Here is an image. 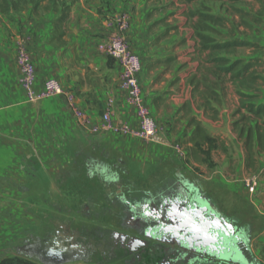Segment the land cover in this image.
<instances>
[{
  "label": "crops",
  "instance_id": "0c3cea01",
  "mask_svg": "<svg viewBox=\"0 0 264 264\" xmlns=\"http://www.w3.org/2000/svg\"><path fill=\"white\" fill-rule=\"evenodd\" d=\"M35 1L39 2L35 9L34 3L28 0L19 12L0 11V261L18 255L21 242L33 236V229L48 233L46 228L51 227L54 212L55 217L62 218L63 212L68 210L63 204L70 203L62 194L64 190L77 194L79 169L84 170L88 179L97 182V177H91L87 168L89 159L104 164L108 160L112 164L110 168L117 170L119 177L126 178L133 172L131 164H136L143 176L160 161L166 163L173 152H177V146L181 145L178 142L185 141L192 131L188 126L191 118L183 123L180 116L182 98L187 99L190 88L186 84L187 75L166 71L163 61L166 55L169 59L182 55L178 46L175 52L166 54L152 44V40L159 37L148 35L150 24L141 7L146 5L143 3L146 0H61L66 4L74 1L63 43L53 39V23L62 5L51 10L45 2L57 0ZM120 12L127 13L130 20L123 38L143 64L139 83L162 143H147L110 132L90 133L92 126L101 124L104 114H109L116 123L131 126L137 123L133 110L127 105L126 94L119 88L120 67L116 62L108 63L103 55V42L117 33L110 21ZM20 50L27 52L34 65L36 90L45 80L55 79L61 84L63 95L36 104L26 102L15 65ZM76 110L83 114L82 118L76 116ZM239 151L244 164V152ZM259 152L258 158L255 157L256 166L260 164ZM96 153L101 159L95 160ZM111 154L118 158H110ZM76 160L84 161L83 166L79 164V168L73 170L71 166ZM119 184L129 188L131 185L127 180ZM164 185L170 187L166 180ZM110 186L104 187L110 189ZM197 190L201 193L199 188ZM203 196L220 218L214 220L216 228L223 231L235 228L241 233L243 244L239 246V254L244 263L240 264H264V220H259L260 232L249 241L244 227L236 226ZM257 201L260 207L264 205V192L258 194ZM96 207V204L86 203L80 214L89 217L92 209L96 215ZM113 213L102 216L109 218ZM210 224L213 226V220ZM234 234L228 232L226 237ZM255 243L259 246L253 249ZM204 264L233 263L230 257H225L223 260L213 258Z\"/></svg>",
  "mask_w": 264,
  "mask_h": 264
},
{
  "label": "rangeland",
  "instance_id": "374dc122",
  "mask_svg": "<svg viewBox=\"0 0 264 264\" xmlns=\"http://www.w3.org/2000/svg\"><path fill=\"white\" fill-rule=\"evenodd\" d=\"M143 3L146 5L141 4V7L145 11L144 16L147 23L150 24L148 35L151 38L159 37L153 39L152 44L166 54L175 52V48L178 46V51L182 55L181 57L175 55L171 59L166 55L163 59L166 62L164 63L167 67L166 71L172 72L175 70L178 73L186 74V84L190 85L187 99L182 98L181 120L183 123L189 118L198 120L208 134L210 145L190 149L192 146L185 145L184 140L183 143L180 140L178 143L181 145H178L177 152L174 151V154L166 163L160 161V164H157L153 170L146 172L143 176L139 174L137 165L131 164L132 171L135 173H129L131 177L127 178L120 175V181L127 180L128 184H131L130 188L133 196L136 197L135 195L143 193V190H152L154 193L169 188L165 186L166 184L164 185V180L172 187L179 180L177 175L182 174L190 184L199 188L200 192L206 195L216 208L222 212L223 216L233 221L236 226L244 227L246 236L250 241V237L253 238L255 234L260 232L261 221L259 220H264V205L260 207L257 201L258 194L264 192V150L259 152L261 154L260 164L255 165L253 170L247 169L245 157L243 164L239 151L241 149L245 155L242 142L244 141L243 127L246 123L237 124L240 122L241 116L246 113L241 111V114H237L236 111L240 106L238 92L256 96L259 102L264 100V81H261L259 86L254 89L238 90L221 78L209 77L205 79L204 74L197 73L200 64L204 62L206 57L205 54L199 53L198 42L194 39V21L190 20L186 14L191 10L225 17L228 20L225 26L213 25V31H208L205 34L216 41L238 39L255 46L238 49L233 55H227L229 59L236 58L245 62L254 59L263 61L264 0H244L240 3L199 0L189 6L183 0H146ZM45 4L52 10L55 9V6L60 7L66 3L57 0L54 3L46 1ZM122 14L127 15L125 12H120L119 16ZM114 20L112 18L110 25L117 29L116 22L113 23ZM163 35L165 39L160 38ZM107 40L103 42L104 47ZM103 55L108 58V63L116 62L113 58L107 56L104 49ZM257 72L260 73V70H257ZM193 78L200 82L197 92H195L194 85L190 84ZM184 133H188L186 129ZM95 155V160L101 159L97 157V153ZM255 156L258 158L257 155ZM112 157L118 158V156L111 154L110 158ZM76 162L71 166L73 170L79 168V164H82V167L84 161L76 160ZM106 162L107 166L112 165L108 163V160ZM243 165L244 167H242ZM79 170L81 177L77 194L65 193L66 190L62 194L65 199L70 201L68 205L64 200L65 205L63 204V208L68 207V210L66 209L67 211L65 210L64 214L62 213V220L72 222V227L83 229V231L91 234L98 224L92 222L93 220H89L88 216L80 214V212L83 213V206L86 203L93 204L94 202L100 204L101 196L103 197L104 194H110L109 197H112L110 199L115 200L116 194L122 192V187L117 188L118 185L113 184L110 189H105L104 186L106 185H98V181L89 180L85 176L84 170ZM102 178L106 180V177ZM252 178H256L258 186L255 192L250 194L245 187V181ZM90 213L89 217L95 215L92 209ZM53 214V220L59 219L57 216L55 217V212ZM46 230H48V233L52 230L50 225L47 226ZM48 233L41 232L39 228L33 229V236L23 240L20 248L27 241L44 240ZM258 246L259 244L255 243L252 248L256 249ZM14 257L29 264H40L36 262L35 258L21 254ZM10 258H13V256Z\"/></svg>",
  "mask_w": 264,
  "mask_h": 264
},
{
  "label": "flooded vegetation",
  "instance_id": "af4514ba",
  "mask_svg": "<svg viewBox=\"0 0 264 264\" xmlns=\"http://www.w3.org/2000/svg\"><path fill=\"white\" fill-rule=\"evenodd\" d=\"M87 168L92 173L91 177L96 176L98 182L107 186L120 181L118 171L104 163L90 160ZM122 185L117 186L122 187V192L116 194L115 200H111L110 194H104L100 204L93 203L98 210L94 217L88 219L98 226L91 234L59 218L52 219V230L44 240L35 241L64 242L66 251L63 254L68 258L82 257L84 252L83 260L65 264H204L210 259L223 260L225 257H230L233 264L243 262L239 254V246L243 244L241 233L235 228L226 231L216 228L214 220L220 218L215 216L209 202L184 175L164 191H147L136 197L129 187ZM106 213L114 216L103 217ZM228 232L235 234L226 237ZM52 233L60 235L50 237ZM35 241H27L19 254L30 255L40 264L59 260L56 256L46 257V263H42L39 256H48L44 249L25 247Z\"/></svg>",
  "mask_w": 264,
  "mask_h": 264
},
{
  "label": "trees",
  "instance_id": "16d2710c",
  "mask_svg": "<svg viewBox=\"0 0 264 264\" xmlns=\"http://www.w3.org/2000/svg\"><path fill=\"white\" fill-rule=\"evenodd\" d=\"M186 5H191L199 0H183ZM205 1H229L240 3L244 0H205ZM34 3L37 8L39 2L29 0ZM28 0H0V11L6 13L8 11L19 12L25 8ZM74 1H70L62 6L59 16L54 20V40L63 43L66 35V27L70 19V10ZM187 17L194 21V39L198 42L199 53L205 54V60L200 64L197 73L204 74V78L216 77L233 85L236 89H254L264 81V60L254 59L243 61L241 59H229L227 55H233L238 49L255 47L253 44L238 40L229 39L224 41H216L214 38L205 34L213 31L212 26H225L228 20L225 17L211 15L204 12H187ZM260 70V73L257 72ZM196 78L191 79L190 84L194 85L195 92L199 90L200 82H196ZM240 97V106L236 111L241 114L244 111L239 123H246L243 127L244 141L243 147L245 151V166L247 169L253 170L256 163V153L264 150V100L257 101L256 96L242 94L238 92ZM188 126L192 128L190 135L184 141L185 145H190L194 149L196 147L210 145V139L206 130L201 123L195 118L189 120ZM262 258L264 259V247L262 248ZM0 264H29L16 257L6 258L0 261Z\"/></svg>",
  "mask_w": 264,
  "mask_h": 264
},
{
  "label": "built area",
  "instance_id": "2783aa9c",
  "mask_svg": "<svg viewBox=\"0 0 264 264\" xmlns=\"http://www.w3.org/2000/svg\"><path fill=\"white\" fill-rule=\"evenodd\" d=\"M115 22L117 33L110 35L104 50L107 56L113 58L120 67L119 88L126 94L127 105L133 110L137 123L135 126L127 123H116L112 121L109 114H104L101 124L92 126L90 133L97 135L110 132L129 136L147 143H162L159 128L145 104L143 91L139 83V76L143 71L142 62L129 49L123 38V34L129 29L128 15H118L113 23ZM15 65L19 71V84L25 93L27 103L36 104L63 95V88L55 79L45 80L41 88L36 90L35 68L26 51L20 50L18 52L15 58ZM75 112L77 117H83L81 112L77 110ZM257 186L256 178L245 181V187L250 194L255 192Z\"/></svg>",
  "mask_w": 264,
  "mask_h": 264
},
{
  "label": "water",
  "instance_id": "95a60500",
  "mask_svg": "<svg viewBox=\"0 0 264 264\" xmlns=\"http://www.w3.org/2000/svg\"><path fill=\"white\" fill-rule=\"evenodd\" d=\"M55 234L60 235L59 233H52L50 234V237L55 236ZM52 244V246H51ZM64 242H53V241H45L42 242L40 240L35 241L34 243H28L26 244L25 247H34L35 249L37 248H41L44 249V254H48V256L44 255V258L39 256V260L42 263H46L45 260H47V258L49 257H59V260L56 261L55 263L52 264H65V263H69V262H76V261H81L83 260L85 257L84 252L81 253L82 257H72V258H68L66 257V255L63 254L64 251H66L65 247L63 246ZM45 249H47L45 251ZM28 257H31L30 255ZM47 257V258H46ZM240 263H244V262H240Z\"/></svg>",
  "mask_w": 264,
  "mask_h": 264
}]
</instances>
